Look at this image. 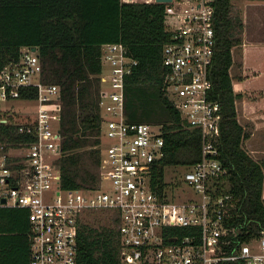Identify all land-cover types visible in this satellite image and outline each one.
<instances>
[{"label":"built area","instance_id":"2783aa9c","mask_svg":"<svg viewBox=\"0 0 264 264\" xmlns=\"http://www.w3.org/2000/svg\"><path fill=\"white\" fill-rule=\"evenodd\" d=\"M155 1L164 2L168 30L161 49L165 90L199 133L198 156L182 163L175 178H165L161 190L152 176L164 153L162 125L128 119L124 108L125 76L137 62L125 42L100 44L102 150L93 187L60 183L59 87L41 78L36 45H22L18 57L0 67V121L14 122L26 135L0 139V205L27 207L28 264H78V228L95 210L115 223L122 264H264V225L248 231L235 218L219 154L222 110L211 94L216 0ZM30 87L34 96L20 95ZM12 98L35 99L33 112L20 119L3 112L11 105L2 101ZM184 187L193 192L176 197Z\"/></svg>","mask_w":264,"mask_h":264},{"label":"trees","instance_id":"16d2710c","mask_svg":"<svg viewBox=\"0 0 264 264\" xmlns=\"http://www.w3.org/2000/svg\"><path fill=\"white\" fill-rule=\"evenodd\" d=\"M163 18L164 2L155 0H0V67L17 58L22 45L35 44L41 78L59 87L61 185L93 187L99 183L102 114L98 72L102 67L100 44L106 40H122L137 58L125 76L128 119L162 125L164 153L153 172V184L161 190L168 184L166 165L198 156L197 128L186 123L165 90L161 49L168 30ZM242 26L241 17L231 11V0H216L211 94L219 99L222 110L219 154L227 166L228 189L236 200L235 218L239 215L251 231L264 225V160L244 147L249 131L236 116L237 92L229 66L232 45L241 41L236 30ZM20 95L34 96L35 89H21ZM25 136L15 131L14 122L0 121V139ZM27 227L26 206L0 205V264H28ZM77 241L78 264H122L115 223L86 218L80 222Z\"/></svg>","mask_w":264,"mask_h":264},{"label":"rangeland","instance_id":"374dc122","mask_svg":"<svg viewBox=\"0 0 264 264\" xmlns=\"http://www.w3.org/2000/svg\"><path fill=\"white\" fill-rule=\"evenodd\" d=\"M264 0H231V11L237 13L241 19L243 20V26L240 30H236V34H239L241 36V41H238L232 45V54H233V61L231 64V72L233 77H235L239 70L242 69L241 65V59L240 55L243 52H250V56L255 57L256 52L254 50L258 47L263 48L264 45H261V41H264V32L261 25V22L264 19ZM262 37V38H259ZM261 39V40H260ZM250 41H256V43L253 44V46L249 45ZM258 41V43H257ZM257 44V45H256ZM259 45V46H258ZM252 57V60H253ZM246 53L243 55L244 62H247ZM258 64L256 62L251 63L248 66V75H254V73L258 70L256 67ZM242 83V80L240 81ZM240 82L235 84L240 86ZM263 91V90H262ZM261 89L258 87H254L251 89V94L249 95L250 98H254L260 96ZM7 104H10L11 108H6L5 111L7 112L11 110L12 116L16 119H20L23 114L26 112H33L34 106H35V99H19V98H12L10 100H3L1 105L6 106ZM4 108V107H3ZM254 137V136H253ZM259 137V136H257ZM254 137L249 139L251 143H248L247 136L243 139V145L244 147L250 152L251 155H253L257 159L264 160V134L263 136H260V138ZM100 146H102V142L100 141ZM256 149H253V148ZM19 149L16 148L15 152H17ZM103 158L106 159L107 155L105 153V150L103 151ZM183 165L182 164H174L169 165L165 169V178L167 180H172L176 177L177 171L181 169ZM263 170H264V163H263ZM193 192L192 189L184 187L183 189H178L175 191L176 197H183L186 193ZM262 195L264 198V179H263V189H262ZM108 212H105L103 210H95L89 215H86V218L89 220H94V223H112L110 220V217L107 214Z\"/></svg>","mask_w":264,"mask_h":264},{"label":"crops","instance_id":"0c3cea01","mask_svg":"<svg viewBox=\"0 0 264 264\" xmlns=\"http://www.w3.org/2000/svg\"><path fill=\"white\" fill-rule=\"evenodd\" d=\"M264 17V16H263ZM263 24V25H262ZM263 32H264V19L261 22ZM262 38V37H259ZM261 40V39H260ZM261 45H264V41H261ZM256 41H250L249 45L253 46ZM258 43V41H257ZM257 45V44H256ZM259 46V45H258ZM232 49V48H231ZM251 51L243 52L240 55L242 69H240L238 74L233 77L231 72V65L229 66V72L231 75L232 88L233 91L237 92L234 97L236 116L237 119L244 125V127L249 131L247 136L248 140L254 137L260 138L264 134V47L256 48V56H250ZM246 53L247 62H244L243 55ZM253 57V60H252ZM233 61V60H232ZM256 62L258 64L256 67L258 70L254 75H248V66ZM232 64V63H231ZM242 80V83L240 82ZM240 82V86L236 85ZM253 86L261 89L260 96L250 98L251 89ZM263 90V91H262ZM5 110V109H4ZM254 136V137H253ZM251 143V141H247ZM253 149H256L255 147Z\"/></svg>","mask_w":264,"mask_h":264},{"label":"water","instance_id":"95a60500","mask_svg":"<svg viewBox=\"0 0 264 264\" xmlns=\"http://www.w3.org/2000/svg\"><path fill=\"white\" fill-rule=\"evenodd\" d=\"M32 47L35 48V44H32ZM2 199H4V198L2 197Z\"/></svg>","mask_w":264,"mask_h":264}]
</instances>
